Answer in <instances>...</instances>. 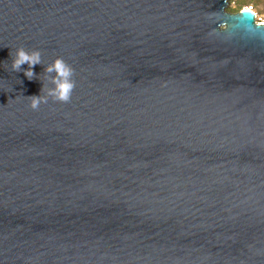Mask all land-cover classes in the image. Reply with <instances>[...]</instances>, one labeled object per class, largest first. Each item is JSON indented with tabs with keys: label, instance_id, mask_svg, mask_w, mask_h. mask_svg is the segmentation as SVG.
I'll return each instance as SVG.
<instances>
[{
	"label": "water",
	"instance_id": "95a60500",
	"mask_svg": "<svg viewBox=\"0 0 264 264\" xmlns=\"http://www.w3.org/2000/svg\"><path fill=\"white\" fill-rule=\"evenodd\" d=\"M226 6L0 0V264H264V25Z\"/></svg>",
	"mask_w": 264,
	"mask_h": 264
},
{
	"label": "clouds",
	"instance_id": "9594fccd",
	"mask_svg": "<svg viewBox=\"0 0 264 264\" xmlns=\"http://www.w3.org/2000/svg\"><path fill=\"white\" fill-rule=\"evenodd\" d=\"M227 7L223 10L226 12L229 9L237 8V0H226ZM240 12L245 14L255 15L254 8L249 5L239 9ZM261 25H264V19L259 21ZM219 31L224 32L227 30L226 22L219 25ZM28 65L27 70L24 71V75L29 79L33 80L36 77L33 68L42 64L41 52L39 50H26L24 47H20L16 50L15 58L12 62V69L16 72L21 71L22 65ZM45 73L48 74L47 78L54 87L51 88H42L41 92L46 94L44 95H32L29 96L30 108L32 110H38L42 103L46 104L49 97L54 102L60 103H69L72 98V94L76 87V81L74 79L75 70L73 67L68 64L63 57H57L54 62L47 65ZM55 73V75H51Z\"/></svg>",
	"mask_w": 264,
	"mask_h": 264
},
{
	"label": "rangeland",
	"instance_id": "374dc122",
	"mask_svg": "<svg viewBox=\"0 0 264 264\" xmlns=\"http://www.w3.org/2000/svg\"><path fill=\"white\" fill-rule=\"evenodd\" d=\"M249 5H251L254 8L256 12L257 21L264 19V0H237V8L234 10L229 9L228 11L235 12V11H238L240 8L249 6Z\"/></svg>",
	"mask_w": 264,
	"mask_h": 264
}]
</instances>
